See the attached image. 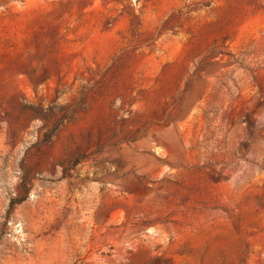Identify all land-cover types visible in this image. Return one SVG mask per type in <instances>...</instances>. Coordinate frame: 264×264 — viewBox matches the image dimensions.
<instances>
[{
	"label": "rangeland",
	"instance_id": "1",
	"mask_svg": "<svg viewBox=\"0 0 264 264\" xmlns=\"http://www.w3.org/2000/svg\"><path fill=\"white\" fill-rule=\"evenodd\" d=\"M0 264H264V0H0Z\"/></svg>",
	"mask_w": 264,
	"mask_h": 264
},
{
	"label": "trees",
	"instance_id": "2",
	"mask_svg": "<svg viewBox=\"0 0 264 264\" xmlns=\"http://www.w3.org/2000/svg\"><path fill=\"white\" fill-rule=\"evenodd\" d=\"M65 119H66V117H63V119L60 120V121L55 125V127H54L51 131H49L48 133L45 134L43 142L47 143V142H49V141L54 137V135H55L56 132L58 131L60 125L62 124V122H63ZM23 202H24L23 199L15 198V199H13V200L11 201L10 208L13 209V208H15V206L20 205V204H22Z\"/></svg>",
	"mask_w": 264,
	"mask_h": 264
}]
</instances>
